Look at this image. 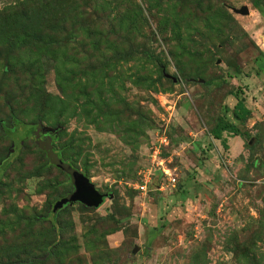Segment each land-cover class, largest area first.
Listing matches in <instances>:
<instances>
[{
    "label": "rangeland",
    "instance_id": "1",
    "mask_svg": "<svg viewBox=\"0 0 264 264\" xmlns=\"http://www.w3.org/2000/svg\"><path fill=\"white\" fill-rule=\"evenodd\" d=\"M243 6L249 15L233 11ZM24 9L48 15L42 27H58L70 45L67 56L44 55L13 74L0 55V159L8 156L0 167V261L42 254L56 242L67 246L65 257L50 264H264V3L259 12L250 0H0L1 52L8 44L14 51L5 27ZM213 13L223 17L219 31ZM65 61L73 69L69 97L56 80ZM101 87L110 109L90 103L109 104L98 97ZM235 94L252 111L244 124L233 116ZM46 95L65 98L61 115ZM9 99L20 123L9 120ZM220 120L244 136L224 132L225 148L211 134ZM45 127L66 162L108 194L99 208L74 203L54 213L74 186L63 170L44 166ZM162 135L169 144L160 157L176 170L177 185L158 191L157 174L143 193L131 184L153 165ZM36 169L41 174L29 176ZM16 214L21 225L13 231Z\"/></svg>",
    "mask_w": 264,
    "mask_h": 264
},
{
    "label": "trees",
    "instance_id": "2",
    "mask_svg": "<svg viewBox=\"0 0 264 264\" xmlns=\"http://www.w3.org/2000/svg\"><path fill=\"white\" fill-rule=\"evenodd\" d=\"M83 1V0H82ZM86 1V0H85ZM252 2V6L254 7V9L258 10L259 12H263L262 11V7H263V3L264 0H250ZM171 1H169L168 3H170ZM49 4H45L46 10H48ZM34 13H30L28 12L27 9H24V11H22L21 13L17 12L20 14V17H17V14H11L9 15V19L7 20V26H12L11 27H5L6 31H5V38L7 41H12L15 42V49L14 51H7L8 48H11V50H13V46L8 44V47L4 50V51H0V55H3L4 58L8 59V62L5 64V69L6 71L10 72L11 74L15 73V70L18 66H23V67H27V68H35L37 67L40 63H41V59L44 55L49 56L51 59H53L54 61L57 59V56H59L60 51H64L66 50V48L68 49L69 47V43L70 41H64L62 39H60V33H56L57 32V28H47L46 26H44V28L42 27V19H44L45 17H47L48 15L41 13L39 10L37 9H33L31 10ZM16 10H13V12L11 13H15ZM62 10H58V12H55L53 14H51V16H58V15H62ZM7 18V17H6ZM117 16H114V19H110V24L111 26H113V21L117 20ZM211 18L217 23V30L219 31V27L222 25L221 21L223 20V17L220 16L218 13H213L211 15ZM209 16H207V18H205L206 22L210 23V19ZM123 19L120 18L119 22L122 21ZM14 23V24H12ZM3 25L5 26V20L4 21H0V26ZM30 25H33L32 27H30ZM214 27V26H213ZM215 28V27H214ZM15 32L8 34L9 30H15ZM17 29L19 30V32H17ZM59 29V28H58ZM115 27L110 28V33L115 31ZM117 33V30H116ZM0 37L3 36V30L0 28ZM6 43V42H5ZM116 54L119 55H131V54H123V53H119V52H115ZM68 52L66 53V51H64V56H67ZM115 54V55H116ZM136 54V53H135ZM143 54L146 56L147 60L152 61V62H156L158 63V57L155 56V54L150 53L146 50H144ZM18 55V56H17ZM23 56L29 57V59H24ZM68 61H65L64 63L61 64V66H59L57 68V72H56V80L58 83V86L60 87V89L62 90L63 94L65 97H69L70 93L69 91L74 90V84L73 81L70 79V76H72L73 72H72V68L71 67H67V63ZM111 63L108 62V65H110ZM105 66V65H104ZM37 73V72H36ZM35 73H32V75ZM102 75V71L100 72V75ZM38 76V75H37ZM34 77V76H33ZM40 78H42V76H39ZM141 78L136 75L135 79L132 80V83L134 84H138V81H140ZM103 87V86H102ZM99 88V94L98 97L99 98H103V102L109 101L108 105H102V106H98V104H96L93 101H91L90 103H92L94 105V107H100V110L102 109V107L108 108L110 109L112 104L111 101L108 99V91L107 89H103V88ZM28 90H32V87H29ZM40 93L43 92V90H41V87L39 88ZM110 90L112 92H114L113 87H110ZM110 93V92H109ZM115 93V92H114ZM49 96V99L51 101V104L54 105V111L56 110V114L55 116H59L62 114V112H59L61 106H63L64 104L66 105V100H64L62 97H59V95L56 96H51V95H46V97ZM235 98L237 99L236 104L233 107V116L234 118L240 122L241 124H244L247 120H249V118L251 117L252 111L247 107L246 105V100L243 98H239L238 95H234ZM85 97L88 99L87 95H85ZM12 102H14L13 99H9L8 101V105L10 108V117L9 120H11L12 122H17L20 123L21 121L18 120V117L16 116V111L13 108V104ZM42 112V111H41ZM84 112H86V110H84ZM75 111L73 113L70 114H74L75 115ZM61 123V122H58ZM2 124H4V122H2ZM224 132H228L234 136H244V134L241 132L238 124H235L233 122L227 121V120H220L216 126L211 130V134L212 136L217 139L220 140L223 144V146L226 148L227 147V140L223 137V133ZM53 134H46L44 137L45 140H42L41 144L38 145V147L40 148L41 152L44 154V157L46 158V164H44V166H53L56 167L50 160L48 152L46 150V145L48 142H50V145L53 148V151L59 155V157L63 160V161H67V159H64L63 157V153L62 151L56 149V141L57 139L52 138ZM8 158V156L6 155L5 157L0 159V167H2L1 163H4V161H6ZM162 158V157H161ZM58 168V167H57ZM37 170V169H36ZM34 170V171H36ZM60 170V169H59ZM61 171V170H60ZM40 170H37L36 172H30L29 176L31 175H40ZM157 174L160 175L161 177V181L163 182V178L164 175L161 171H158L155 173L154 176H156ZM153 176V178H154ZM161 182V183H162ZM154 183L153 181L150 183L149 187L153 186ZM157 190L160 191V185L157 187ZM81 204V203H80ZM70 204H66L64 205L62 208H58L57 210H54V213L59 214L61 211L66 210L69 207ZM86 208V207H85ZM14 213H16V210H13ZM47 212V211H46ZM4 214L6 217H9L8 212L5 210ZM20 215H15L14 218L15 220L13 222H9L8 225L9 227L14 231L15 228L17 226H20L21 224V217H19ZM44 218H47L49 220V215H45ZM111 220L113 221L115 218L114 216H110ZM36 219V217L34 216L32 218V220H29V222H34ZM8 221V220H7ZM115 221V220H114ZM0 223H4L3 220L0 221ZM53 224H54V220H53ZM2 225V224H1ZM62 226L59 223V229ZM56 226L53 227V231L55 230ZM120 230V228H111L108 231V234H114L116 232H118ZM56 242H52L47 244V248L45 250V252H43L42 254H27L26 257H21L19 254L15 255L13 258L7 259V260H1L0 264H50L54 261H59L60 263H62V259L65 257L64 251L66 250V245L64 243H59V244H55ZM252 245V244H251ZM251 245H249L248 247V251L250 249H252ZM253 250V249H252ZM255 252V251H254ZM244 258L245 260H252L249 258V252L244 251ZM255 256V255H254ZM254 258V257H253ZM255 259V258H254Z\"/></svg>",
    "mask_w": 264,
    "mask_h": 264
},
{
    "label": "water",
    "instance_id": "3",
    "mask_svg": "<svg viewBox=\"0 0 264 264\" xmlns=\"http://www.w3.org/2000/svg\"><path fill=\"white\" fill-rule=\"evenodd\" d=\"M233 11L241 15H249L250 12L247 6H243L241 9L233 8ZM166 76L168 78H172L175 82L177 81V78H173L171 75ZM41 131H43L44 134H52L54 132L53 129L46 127L42 128ZM46 150L51 162L69 175L74 186L73 192L68 194L56 204L55 210L62 208L66 204L72 205L74 203H81L89 208H99L104 203V199L108 194L101 193L97 189L96 185L91 182V180L83 172L79 171L71 164L63 161L59 155L53 151L50 142L47 143ZM137 251L138 248L136 247L134 249V253Z\"/></svg>",
    "mask_w": 264,
    "mask_h": 264
},
{
    "label": "built area",
    "instance_id": "4",
    "mask_svg": "<svg viewBox=\"0 0 264 264\" xmlns=\"http://www.w3.org/2000/svg\"><path fill=\"white\" fill-rule=\"evenodd\" d=\"M169 144L168 138L165 135L159 137V140L154 145L152 149L153 153V165L148 168H143L139 172V180L132 185L135 189L141 192H147L149 190V185L153 180V176L156 172L161 171L164 175L163 182L160 185V191H163L166 186L175 187L177 185V174L176 170H173L165 164V159L160 157L161 148Z\"/></svg>",
    "mask_w": 264,
    "mask_h": 264
},
{
    "label": "flooded vegetation",
    "instance_id": "5",
    "mask_svg": "<svg viewBox=\"0 0 264 264\" xmlns=\"http://www.w3.org/2000/svg\"><path fill=\"white\" fill-rule=\"evenodd\" d=\"M45 135H46V134H43L42 136H43V137H46Z\"/></svg>",
    "mask_w": 264,
    "mask_h": 264
},
{
    "label": "crops",
    "instance_id": "6",
    "mask_svg": "<svg viewBox=\"0 0 264 264\" xmlns=\"http://www.w3.org/2000/svg\"><path fill=\"white\" fill-rule=\"evenodd\" d=\"M236 138V137H235ZM238 138V137H237Z\"/></svg>",
    "mask_w": 264,
    "mask_h": 264
}]
</instances>
